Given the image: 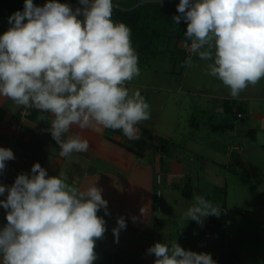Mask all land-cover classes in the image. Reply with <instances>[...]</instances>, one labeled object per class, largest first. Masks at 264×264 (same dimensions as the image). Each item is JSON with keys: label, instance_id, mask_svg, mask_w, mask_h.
I'll list each match as a JSON object with an SVG mask.
<instances>
[{"label": "clouds", "instance_id": "9594fccd", "mask_svg": "<svg viewBox=\"0 0 264 264\" xmlns=\"http://www.w3.org/2000/svg\"><path fill=\"white\" fill-rule=\"evenodd\" d=\"M78 3L73 9L58 0L43 6L25 0L0 35V97L50 114L48 131L62 158L89 151L87 139L70 134L74 126L121 130L136 140L137 125L151 114L140 91L126 86L141 72L131 29L112 19L113 0ZM177 12L174 23H187L185 47L211 61L208 74L231 97L264 79V0H179ZM14 159L11 149L0 147V173ZM6 192L0 200L7 221L0 228V264H94L96 241L107 230L98 212L110 215L96 183L81 190L61 175L49 176L37 162L11 186L0 184V196ZM140 211L146 215L145 207ZM221 213L218 204L198 195L183 219L202 226L204 218ZM126 227L118 217L112 229L117 242ZM147 252L154 264H216L211 254L185 250L176 240L156 242Z\"/></svg>", "mask_w": 264, "mask_h": 264}, {"label": "rangeland", "instance_id": "374dc122", "mask_svg": "<svg viewBox=\"0 0 264 264\" xmlns=\"http://www.w3.org/2000/svg\"><path fill=\"white\" fill-rule=\"evenodd\" d=\"M116 1L113 0V5ZM39 2L33 0L37 6ZM0 25L10 26L5 12L0 15ZM186 28L181 21L164 26L154 53L147 54L146 65L139 67L141 74L133 80L143 83L138 90L146 95L150 105V119L145 126L153 129L158 124L157 136L170 132L177 144L185 146L178 150L193 158L194 167L179 174L173 182H164L162 174L163 186L153 187L154 210L150 223L125 219L127 227L119 232L117 242L112 232L117 227L114 221L115 226L106 230L104 238L96 243L111 252L135 255L146 263H152L155 258L147 250L156 242L171 244L176 240L185 250L211 254L216 264H264V79L255 86L249 85L237 98L231 97L229 89L208 74L207 65L211 61L200 60L190 47H185L190 45L184 36ZM183 55L192 59L191 66L183 67ZM159 86L165 89L160 92L153 89ZM234 99L250 109L245 121L225 111L224 102ZM238 106L234 105V112ZM253 115L259 118L255 120ZM225 123L235 128L216 130L215 125ZM252 129L255 135L249 133ZM231 145L243 147L245 153L235 157L247 162V168L258 166V175L247 179L240 164L232 166L236 169L234 173L212 162H224L227 159L223 157L224 150H229ZM158 189L162 190L163 199H157ZM198 195L218 204L222 212L219 217L204 218L202 226L183 219V213ZM1 208L0 228L7 223Z\"/></svg>", "mask_w": 264, "mask_h": 264}, {"label": "crops", "instance_id": "0c3cea01", "mask_svg": "<svg viewBox=\"0 0 264 264\" xmlns=\"http://www.w3.org/2000/svg\"><path fill=\"white\" fill-rule=\"evenodd\" d=\"M183 56L181 62L184 67L187 56ZM145 65V62H138L140 68ZM126 86L135 91L143 87V83L132 80ZM153 89L160 92L165 87L159 86ZM144 97L146 98V95ZM234 100L224 102L225 111L236 115L234 105H241L243 111L240 119L245 121L250 109L242 105L243 103H238L237 99ZM163 105L165 107L166 103L164 102ZM24 109L15 105L10 99L0 97V147L11 149L15 156L14 160L6 162V168L0 173V184L8 186L14 183L18 174H31V168L37 162L47 170L49 176L61 175V178H65L68 183L81 190L96 183V186L102 189V197L108 202L110 215H105L103 209L98 212V215L106 221L107 230L115 226L114 221H117L118 217L124 219L137 217V220H148L150 223L154 210L153 187L157 184L158 175H161L162 179V174L164 175V182H173L180 176L179 174L192 170L195 164L193 158H187L186 154L178 150L185 149V146L177 144L170 132L164 133L165 136H157L158 124L153 129L145 126L149 123L148 120L137 125L139 138L136 140L128 139L121 130L99 126L80 130L74 126L70 134H77L87 139L90 143L89 151L73 153L70 157L62 158L59 156V145L48 131L52 119L50 114L35 109L33 116L21 124ZM253 116L255 120L259 118L258 115ZM157 121L161 123L159 118ZM215 126L216 130L223 132L226 131V127L235 128L231 123ZM249 133L255 135L256 131L252 129ZM262 147L264 148V145ZM236 148L241 151H237ZM242 149V146L231 145L229 150L227 148L224 150L223 157L227 158L224 162L215 160L212 162L219 163L235 173L236 169L232 166L239 164L238 161L247 163L235 157L236 154L239 156L240 153H245ZM251 167L257 170L253 174L258 175L259 167L255 165ZM160 185L163 186V180ZM6 195L7 192L2 200L6 199ZM163 198L162 192V197L157 199ZM142 207L146 208L145 216L141 215ZM1 210L5 212L6 218V210L4 208ZM126 212L130 213L129 217L124 214Z\"/></svg>", "mask_w": 264, "mask_h": 264}, {"label": "trees", "instance_id": "16d2710c", "mask_svg": "<svg viewBox=\"0 0 264 264\" xmlns=\"http://www.w3.org/2000/svg\"><path fill=\"white\" fill-rule=\"evenodd\" d=\"M37 1V0H36ZM25 0H0V15L5 12L9 18L16 11H23ZM60 3H67L72 8L78 4V0H58ZM179 0H118L113 5L112 19L116 22H123L131 29V39L134 49L138 54V62H145L147 54L154 53L157 42L162 38L161 31L164 26L173 24V16L179 15L177 5ZM182 25L187 23L181 20ZM11 26V25H10ZM10 26L0 25V35H3ZM145 57V58H144ZM243 107L237 108L241 113ZM243 168V175L252 179L257 172L254 167L247 168L242 161H238ZM258 177V176H257ZM190 194V193H189ZM95 253L97 259L94 264H154L146 263L135 255L125 251L111 252L103 244L96 243Z\"/></svg>", "mask_w": 264, "mask_h": 264}, {"label": "built area", "instance_id": "2783aa9c", "mask_svg": "<svg viewBox=\"0 0 264 264\" xmlns=\"http://www.w3.org/2000/svg\"><path fill=\"white\" fill-rule=\"evenodd\" d=\"M46 2L47 1L40 0L39 6H43ZM34 110L35 109L25 108L22 111V119H21L22 122H21V124L24 123L26 120H29L33 116ZM235 112H237V110H235ZM237 117L238 118H241L242 117V114L241 113H237ZM158 178H159V180H158ZM156 182H157L158 185H160L162 183V177H161V175H158ZM157 197L158 198H161L162 197V190H160V189L157 190ZM159 209H161V208L159 207Z\"/></svg>", "mask_w": 264, "mask_h": 264}]
</instances>
